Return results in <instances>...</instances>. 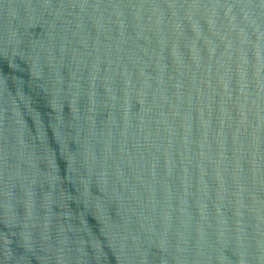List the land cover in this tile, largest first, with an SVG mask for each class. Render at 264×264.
I'll list each match as a JSON object with an SVG mask.
<instances>
[{
    "label": "water",
    "instance_id": "water-1",
    "mask_svg": "<svg viewBox=\"0 0 264 264\" xmlns=\"http://www.w3.org/2000/svg\"><path fill=\"white\" fill-rule=\"evenodd\" d=\"M0 264H264V0H0Z\"/></svg>",
    "mask_w": 264,
    "mask_h": 264
}]
</instances>
